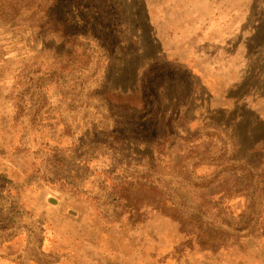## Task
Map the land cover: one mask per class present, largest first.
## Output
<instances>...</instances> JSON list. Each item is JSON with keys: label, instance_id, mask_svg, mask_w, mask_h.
Segmentation results:
<instances>
[{"label": "rangeland", "instance_id": "obj_1", "mask_svg": "<svg viewBox=\"0 0 264 264\" xmlns=\"http://www.w3.org/2000/svg\"><path fill=\"white\" fill-rule=\"evenodd\" d=\"M4 190L0 264H264V0H0Z\"/></svg>", "mask_w": 264, "mask_h": 264}, {"label": "crops", "instance_id": "obj_2", "mask_svg": "<svg viewBox=\"0 0 264 264\" xmlns=\"http://www.w3.org/2000/svg\"><path fill=\"white\" fill-rule=\"evenodd\" d=\"M0 196L2 197H4L1 201H0V207H2V209H4V211L5 210H7V209H9V206H10V203L12 202V201H15L16 199H18V196H17V194L16 193H12L11 195L9 194V193H5V190L2 192V193H0ZM7 196V197H6ZM6 198H7V201H6ZM9 201V202H8ZM7 202V203H6ZM2 203V204H1ZM28 212H30V210H28ZM9 231H10V229H8ZM21 231V230H20ZM22 233V232H21ZM12 240L14 241V242H21V241H23L24 242V238H23V240H22V238H18V237H16V236H14L13 238H12ZM6 241V240H5ZM5 241L4 240H2V236H0V256H2V251H5V250H7L8 252H9V249L7 248V246H3L2 245V243H5ZM26 241V240H25ZM11 242H9V244H10ZM28 241H27V243L25 244V242H24V246H23V250H25L26 248H27V246H28ZM25 245H27V246H25ZM13 246V245H12Z\"/></svg>", "mask_w": 264, "mask_h": 264}]
</instances>
